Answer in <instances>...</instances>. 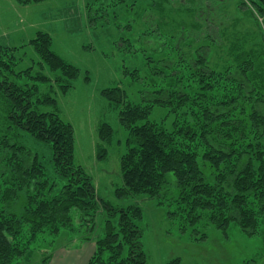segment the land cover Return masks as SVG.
I'll return each instance as SVG.
<instances>
[{
  "label": "trees",
  "instance_id": "16d2710c",
  "mask_svg": "<svg viewBox=\"0 0 264 264\" xmlns=\"http://www.w3.org/2000/svg\"><path fill=\"white\" fill-rule=\"evenodd\" d=\"M104 1L113 9L130 0H86L89 17L109 21ZM246 2L264 26V0ZM29 45L50 75L20 70L22 47L0 44V157L10 163L0 175V264H32L62 232L86 225L90 232L84 240L92 234L97 238L86 264H148L139 201L166 195L174 206L170 217L196 236L211 227L226 236L234 224L247 236L264 235V49L234 54L219 70L213 54L204 53L209 47H199L189 50L183 69H159V62L147 57L144 71L127 64L141 51L130 38L115 43L125 87L106 89L104 95L118 109L129 136L120 159L122 185L114 192L118 204H113L77 163L75 128L56 110L53 93L59 88L67 94L80 70L53 52L48 32L39 31ZM184 47H169L168 54ZM160 111L163 116L157 118ZM99 139L107 146L114 143L110 124L100 125ZM45 147L52 153L48 162L41 154ZM98 152L99 160L107 159L106 147ZM26 186L28 204L17 215L13 205ZM100 214L110 217L102 226L96 222ZM49 236L54 239L46 243ZM52 253L51 248L41 264H48Z\"/></svg>",
  "mask_w": 264,
  "mask_h": 264
},
{
  "label": "rangeland",
  "instance_id": "374dc122",
  "mask_svg": "<svg viewBox=\"0 0 264 264\" xmlns=\"http://www.w3.org/2000/svg\"><path fill=\"white\" fill-rule=\"evenodd\" d=\"M104 3L110 11L109 21L89 17L86 0H47L26 5L18 0H0V44L22 47L17 54L23 56L20 70L33 68L34 72L50 75L48 67L39 64L40 57L29 45V40L39 31L48 32L52 36L53 52L80 70L79 78L67 94L59 88L53 93L56 110L75 128L77 163L93 177L99 195L118 204L114 192L122 185L120 159L126 152L129 135L120 124L118 109L104 95L106 89L125 87L115 43L123 37L130 38L141 51L127 64L144 71L147 57L158 61L159 69L163 66L183 69L181 61L189 60L186 56L189 50L196 52L199 47H209L204 51L206 57L213 54L214 65L221 70L220 66H229L234 54H257L264 49V26L261 18L258 23L254 8L246 0H130L127 6L113 9L109 2ZM118 24L131 30L124 32L117 28ZM174 45L177 49L179 45L185 47L179 52L172 49L168 54L169 47ZM194 57L191 59L196 60ZM188 77L186 72V87ZM163 112H157V118ZM103 123L110 124L115 131L114 143L108 146L99 139V127ZM32 145L37 147L35 141ZM102 146L108 151L105 160L98 159V148ZM41 154L46 162L52 157L46 147ZM6 159L0 157V175L10 169ZM5 178L11 182V177ZM27 188L22 189L20 200L13 205L17 215H22L28 204ZM139 203L143 210L142 243L148 264H264V235L247 236L234 224L226 236L214 227L196 236L191 227L184 230L181 221L170 217L174 206L167 195ZM109 218L100 214L96 222L102 226ZM75 228L62 232L51 247L37 252L32 264H41L51 248L48 264H86L97 238L92 234L89 241L84 240L90 232L87 225ZM101 230L98 229L97 236ZM53 239L47 237L46 243Z\"/></svg>",
  "mask_w": 264,
  "mask_h": 264
}]
</instances>
